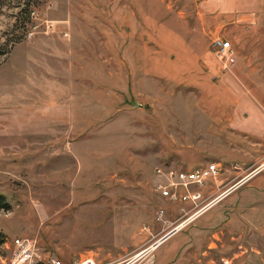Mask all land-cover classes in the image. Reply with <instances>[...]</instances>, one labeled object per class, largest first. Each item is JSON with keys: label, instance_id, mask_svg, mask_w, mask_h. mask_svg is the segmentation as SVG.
<instances>
[{"label": "rangeland", "instance_id": "rangeland-1", "mask_svg": "<svg viewBox=\"0 0 264 264\" xmlns=\"http://www.w3.org/2000/svg\"><path fill=\"white\" fill-rule=\"evenodd\" d=\"M1 52L0 258L32 238L61 264H264V172L174 236L166 218L209 196L196 209L155 189L156 168L188 170L217 145L213 104L239 102L224 129L264 143V0H0ZM244 161L234 178L264 153L229 154L222 177Z\"/></svg>", "mask_w": 264, "mask_h": 264}, {"label": "crops", "instance_id": "crops-1", "mask_svg": "<svg viewBox=\"0 0 264 264\" xmlns=\"http://www.w3.org/2000/svg\"><path fill=\"white\" fill-rule=\"evenodd\" d=\"M85 25H88V24L86 23ZM206 103L209 104L207 101H206ZM224 103L225 104H223V103H221V104H213L214 106H220V107H218L216 109L215 108L213 109V111H216L217 113L218 112L220 113V114H216V116L212 115V117L215 120L214 122L223 121L222 123H225V126H223V128L221 130H219V128H217V127L213 128L215 130V132L213 131V133H214L215 139H216L214 143H216L217 145L214 146V149L201 151V153H198L199 155L195 156L193 159L186 160L185 161L186 163L183 164V166H184L183 168H185V169H193V168H196L197 165H200V167H203V166H207L209 163H211V161H213V162L216 161V162H219V163L222 164L224 161L221 162V160H228L229 159V154H233L234 155V154L241 153V157H242V159H244V156L246 154H251L252 155V154L264 153V143H263V141L258 140V139H253L251 137V135H248L247 133H244V131L234 132V131H230L229 129H224L230 123L235 121V110L237 109L238 106L241 105L239 102L230 103L229 99L226 100ZM196 105H198V104H196ZM197 110L199 111V109H197ZM38 114H43L45 116H48V117H50L51 120L55 119L53 117L52 113H51L52 115H48L46 113L44 114L43 112H38ZM55 120H59L60 121V115L57 116ZM38 129H40V126L37 127V130ZM216 129H218V130L216 131ZM69 133H70V131L66 130L65 134H67V136L69 135ZM76 135L80 136L79 134H76ZM246 148H247V150H246ZM209 155H213V156H209ZM242 164L244 165L243 167H239L236 164H234V166H236L238 168V170L239 169L244 170V169L248 168L246 166V162L245 161L242 162ZM178 168H180V167H178ZM254 170L255 171L252 172L249 176L241 177L240 179H238L237 177L234 178V176H235L234 173H236V176H238V174H239V172L237 173V171L234 172L232 170H229L228 172H225L224 173L225 177L223 176L224 178L222 177V178H220L217 181L211 182L209 184V186H207L205 188H202L200 190L202 192V194H203L202 195L203 197H205L204 194L206 195V197L209 196L207 202H205V204H204L205 206L202 209L199 208V209H201V210H199L200 212L197 213V210H193L192 212H190V211L187 212L188 211V205L186 204L187 209H183L182 207H180V209L177 212V217H173L172 219H170V217L166 218V222H168V224L166 226H164L162 231L167 229L168 227H170L172 225H177V229H176V231L174 232V234L172 236L176 235L177 232H179L180 230L186 228L190 223H192L195 218H197L202 213L206 212L209 208H211L213 205H215L220 200H222L224 198H227L231 192H233L239 186L244 184L246 181H248L249 179H251L253 177H256V175H258L260 173H263L264 172V162L257 164V166L255 167ZM231 173H233V174H231ZM230 175H233V177H231L233 179H230ZM223 186L224 187L227 186L228 188L223 190L224 189ZM221 187H222V190H220ZM193 191L194 192L198 191V189H196V188L194 189L193 188ZM183 206H185V205H183ZM181 208L183 209V211H181ZM185 212H187L186 215H185ZM194 212H196L197 214L194 213ZM191 216H193V217H191ZM189 217H191V218L189 219ZM180 224H184V225L180 226L178 228V226ZM214 239H215V241L221 243L220 247L223 246L222 247L223 249L226 248V247H224V245L227 242H223V240L221 238L219 239L217 236H214ZM240 246H241V249H244V247H245L244 245H238L239 248H240ZM209 247L212 250L217 249V246L214 243H210ZM241 253H242L241 256H244L243 255V253H244L243 251H240L239 253L238 252L235 253L234 256L236 258H239V255ZM215 255H217V258H219V260H217V262H219V264H221V263L229 264L230 262L233 261L230 258L229 259L225 258V255L222 254V253H216ZM207 257H208L210 262L215 263L212 254L208 253Z\"/></svg>", "mask_w": 264, "mask_h": 264}, {"label": "built area", "instance_id": "built-area-1", "mask_svg": "<svg viewBox=\"0 0 264 264\" xmlns=\"http://www.w3.org/2000/svg\"><path fill=\"white\" fill-rule=\"evenodd\" d=\"M214 50L217 59L221 63L223 70H229L234 65V53L232 45L229 41L216 37L213 40ZM224 167L220 163H209L202 168H194L179 171L176 168L163 170L156 168L155 173L158 176L156 183V192L163 199L171 202L190 201L193 207H199L202 200L201 191H193L202 189L211 182L219 180L223 175ZM232 170H238L233 165ZM194 192V193H193ZM204 207V206H203ZM163 211H158V218H161ZM154 246V245H153ZM7 257L0 258V264H61L59 260L46 253L39 245L37 239L32 238H15L6 246ZM70 264H101L92 257H82L72 261Z\"/></svg>", "mask_w": 264, "mask_h": 264}, {"label": "trees", "instance_id": "trees-1", "mask_svg": "<svg viewBox=\"0 0 264 264\" xmlns=\"http://www.w3.org/2000/svg\"><path fill=\"white\" fill-rule=\"evenodd\" d=\"M24 9H22V12H24L27 16L30 14V10L32 8L30 1H24ZM7 52H1L0 55H5ZM5 207V201L3 195L0 194V209ZM4 242L3 237L0 234V244Z\"/></svg>", "mask_w": 264, "mask_h": 264}, {"label": "bare ground", "instance_id": "bare-ground-1", "mask_svg": "<svg viewBox=\"0 0 264 264\" xmlns=\"http://www.w3.org/2000/svg\"><path fill=\"white\" fill-rule=\"evenodd\" d=\"M200 210H201V209H200ZM198 212H200V211H198ZM198 212H197V213H198ZM195 213H196V212H195ZM197 213H196V214H197ZM193 216H194V215H193ZM193 216H192V217H193ZM195 216H196V215H195ZM183 225H184V224H183ZM167 238H168V237H167ZM167 238H166V239H167ZM166 239H165V240H166ZM165 240H164V238H163L162 241H158V242L152 247V249H156L157 247H159V246H160Z\"/></svg>", "mask_w": 264, "mask_h": 264}, {"label": "water", "instance_id": "water-1", "mask_svg": "<svg viewBox=\"0 0 264 264\" xmlns=\"http://www.w3.org/2000/svg\"><path fill=\"white\" fill-rule=\"evenodd\" d=\"M165 239V238H164Z\"/></svg>", "mask_w": 264, "mask_h": 264}]
</instances>
